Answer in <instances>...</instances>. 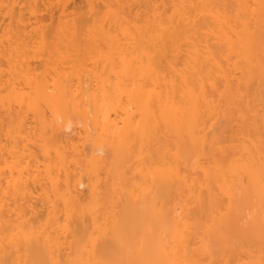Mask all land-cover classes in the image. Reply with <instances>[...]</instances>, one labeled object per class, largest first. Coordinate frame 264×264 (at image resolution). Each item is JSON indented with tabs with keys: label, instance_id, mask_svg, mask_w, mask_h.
Returning <instances> with one entry per match:
<instances>
[{
	"label": "bare ground",
	"instance_id": "1",
	"mask_svg": "<svg viewBox=\"0 0 264 264\" xmlns=\"http://www.w3.org/2000/svg\"><path fill=\"white\" fill-rule=\"evenodd\" d=\"M0 0V262L264 264V0Z\"/></svg>",
	"mask_w": 264,
	"mask_h": 264
},
{
	"label": "snow or ice",
	"instance_id": "2",
	"mask_svg": "<svg viewBox=\"0 0 264 264\" xmlns=\"http://www.w3.org/2000/svg\"><path fill=\"white\" fill-rule=\"evenodd\" d=\"M261 8H262V11H264V3H262ZM261 195H262V198H264V185H262ZM0 264H3V262H0ZM100 264H103V262H100Z\"/></svg>",
	"mask_w": 264,
	"mask_h": 264
},
{
	"label": "rangeland",
	"instance_id": "3",
	"mask_svg": "<svg viewBox=\"0 0 264 264\" xmlns=\"http://www.w3.org/2000/svg\"><path fill=\"white\" fill-rule=\"evenodd\" d=\"M74 5H80L79 0H75Z\"/></svg>",
	"mask_w": 264,
	"mask_h": 264
}]
</instances>
